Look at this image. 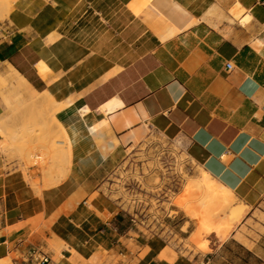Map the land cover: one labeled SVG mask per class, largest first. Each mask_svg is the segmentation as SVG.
<instances>
[{"label":"crops","instance_id":"obj_1","mask_svg":"<svg viewBox=\"0 0 264 264\" xmlns=\"http://www.w3.org/2000/svg\"><path fill=\"white\" fill-rule=\"evenodd\" d=\"M12 6L0 25V72L10 64L49 92L57 122L78 136L72 164L62 159L53 177L0 156V264H28L33 249L50 264H264V243L245 236L249 246L237 231L188 246L146 235L100 193L155 131L183 135L188 155L250 212L264 203V0ZM5 114L0 102V122Z\"/></svg>","mask_w":264,"mask_h":264},{"label":"rangeland","instance_id":"obj_2","mask_svg":"<svg viewBox=\"0 0 264 264\" xmlns=\"http://www.w3.org/2000/svg\"><path fill=\"white\" fill-rule=\"evenodd\" d=\"M10 2L0 0V25L9 22V10L13 9ZM0 102L6 110L0 122V156H4L8 165L12 167L16 159L24 170L37 166L45 173L62 166L58 150L64 146L59 141L66 142V139L54 120L60 108L55 104L38 107L27 99L22 101L7 78L0 81ZM201 175L202 168L185 148L152 131L141 143L131 147L107 174L100 193L117 202L127 215H137V225L132 226L136 230L188 246L217 233L202 229L196 216L200 190L192 187L185 196L190 182ZM236 203H240L238 199ZM234 231H243L251 241L264 243V203L251 212L248 209L244 219L225 236ZM247 245L253 243L247 240Z\"/></svg>","mask_w":264,"mask_h":264},{"label":"bare ground","instance_id":"obj_3","mask_svg":"<svg viewBox=\"0 0 264 264\" xmlns=\"http://www.w3.org/2000/svg\"><path fill=\"white\" fill-rule=\"evenodd\" d=\"M15 0H11L9 6L13 4ZM10 15H14L13 10H9ZM11 17V23L15 20ZM44 35L49 36V32H43ZM7 78L11 83L13 91L22 98L30 101V104L38 107H46L48 104H55L54 98L49 92L39 93L35 91L29 83L10 65H7V69L4 73L0 72V81ZM118 80H125L124 76H121ZM81 109V115L90 110V107ZM54 120L58 126L60 132L65 137L66 142L59 141V144L64 146L58 150L61 153V158L67 161L69 166L72 164V149L71 146L76 142L78 133L76 129L70 128L71 139L67 136L66 130L63 126L57 122L55 116ZM172 141L179 147L185 148L187 151V143L185 138L181 134H175L172 137ZM84 163L89 161L88 157L83 158ZM49 175L52 171H46ZM54 175V174H53ZM62 175V173L60 174ZM52 174L50 175V177ZM53 177V176H52ZM54 179V178H52ZM192 187H196L200 190V198L196 205V216L201 224V228L206 232L215 231L219 235L225 236L231 231L236 223L241 222L247 214L249 207L243 203H236V196L217 180H215L210 174L202 169V175L197 180H192L185 190V196L190 193ZM238 238L247 244L244 232L238 233Z\"/></svg>","mask_w":264,"mask_h":264},{"label":"built area","instance_id":"obj_4","mask_svg":"<svg viewBox=\"0 0 264 264\" xmlns=\"http://www.w3.org/2000/svg\"><path fill=\"white\" fill-rule=\"evenodd\" d=\"M232 65L231 63H229L227 65V69L228 70H232ZM128 219L129 222L131 223V225H137V215H128ZM51 262V258L42 250L39 249H33L27 252L26 256H25V261L24 263H28V264H50Z\"/></svg>","mask_w":264,"mask_h":264}]
</instances>
